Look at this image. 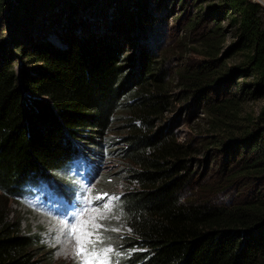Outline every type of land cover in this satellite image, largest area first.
<instances>
[{"label": "trees", "instance_id": "1", "mask_svg": "<svg viewBox=\"0 0 264 264\" xmlns=\"http://www.w3.org/2000/svg\"><path fill=\"white\" fill-rule=\"evenodd\" d=\"M173 3L193 13L200 60L182 67L172 95L147 40L166 38ZM259 100L264 6L254 0H0V264H47L10 209L28 184L58 191L66 164L95 176L114 153L128 173L118 204L130 233L115 242L132 251L121 264H264V104L241 109ZM173 102L199 108L210 136L178 142L164 116ZM198 150L220 159L210 188L213 164L198 178ZM191 183L199 192L187 195Z\"/></svg>", "mask_w": 264, "mask_h": 264}, {"label": "rangeland", "instance_id": "2", "mask_svg": "<svg viewBox=\"0 0 264 264\" xmlns=\"http://www.w3.org/2000/svg\"><path fill=\"white\" fill-rule=\"evenodd\" d=\"M254 1L264 6V0ZM192 14L190 13V7L186 4H183V7L177 3L171 4L165 16V23L159 29L166 31V38L154 36L162 45L160 46L159 42L152 36V39L150 37L147 40L150 47L157 46L154 49L156 51L155 60L159 61L158 69L161 70L169 83V90L172 95L178 92L177 85L179 83L176 80L178 72L182 67L185 68L187 64L193 65L200 60L194 41L186 31V25L192 18ZM226 23L227 21L223 22L224 27L227 25ZM5 34L4 30V34L1 35ZM231 41V35L228 34L226 44L229 45ZM128 51V54L134 55L132 48ZM19 57V53L14 57V71L17 70L16 63ZM21 62L23 61L21 60ZM155 73L158 72L155 71ZM240 83L238 81L237 89L240 87ZM263 104L264 100L243 102L242 115L257 113ZM164 116L167 121L173 123L174 136L180 143H191V141L205 139V136L208 138L211 134L207 132L205 115L199 108L198 110L195 108L191 112L182 103L173 102ZM114 134L115 132L112 131L108 133V136L111 137ZM114 147L120 148V142ZM198 151L197 159L200 164L195 169L198 170L199 175L197 177L199 178L200 174L207 169L205 166L210 163L213 164V160L210 155L206 156L208 151ZM215 160L220 161L218 156ZM97 161H99V164H97V177L94 178L92 188L91 186L88 187L84 180V185H80L79 177L72 176L76 172L72 165H67L60 170L61 172H56L58 181L62 184L59 186L58 191H55V187H52V189L58 195L66 197L72 207H68L63 200L58 198H56L58 201L55 202H52L54 198H47L46 200L49 199V201L44 203L42 198L37 195L17 201L10 200V209L13 211L14 216L21 219L23 232L38 237V244L42 245L38 257H47V264H121L123 257L127 255L126 253L132 251L122 249L116 244L118 239H123L130 233L124 222V214L118 204L121 194L128 186V179L126 178L128 173L120 172L122 164L116 153L112 155L104 154ZM217 162L215 163L217 164ZM216 164H213L210 169H214ZM220 176L214 169L207 182V188L212 187L211 184L217 178L221 179ZM105 177L113 179H108L111 183L108 190L100 186ZM193 189L195 193L199 192L194 183L184 186L187 195ZM41 191L44 194L48 193L45 188H42ZM30 193L33 194L35 191ZM86 193L87 195H85ZM83 195L86 197L82 200L81 206L78 207L75 202H78V197ZM226 199L224 197V201ZM232 199H237L236 193L231 195ZM104 205L108 207L105 208ZM73 226L76 227L75 233L72 231ZM88 233L90 235H86ZM81 245L83 246L82 249Z\"/></svg>", "mask_w": 264, "mask_h": 264}, {"label": "snow or ice", "instance_id": "3", "mask_svg": "<svg viewBox=\"0 0 264 264\" xmlns=\"http://www.w3.org/2000/svg\"><path fill=\"white\" fill-rule=\"evenodd\" d=\"M104 207L107 208L108 206L107 205H104ZM81 227H83V225H81ZM72 231H73V233H75V231H76V227L75 226L72 227ZM86 235H90V233H88ZM78 243H79V238H78ZM82 247L83 246L81 245V249H82Z\"/></svg>", "mask_w": 264, "mask_h": 264}, {"label": "water", "instance_id": "4", "mask_svg": "<svg viewBox=\"0 0 264 264\" xmlns=\"http://www.w3.org/2000/svg\"><path fill=\"white\" fill-rule=\"evenodd\" d=\"M259 3V2H258Z\"/></svg>", "mask_w": 264, "mask_h": 264}]
</instances>
